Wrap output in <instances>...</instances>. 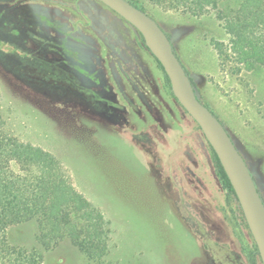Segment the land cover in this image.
Segmentation results:
<instances>
[{
  "label": "rangeland",
  "instance_id": "rangeland-1",
  "mask_svg": "<svg viewBox=\"0 0 264 264\" xmlns=\"http://www.w3.org/2000/svg\"><path fill=\"white\" fill-rule=\"evenodd\" d=\"M140 1L264 200V69L237 62L219 18L244 0L200 15ZM0 94V132L57 157L111 223L105 264H261L200 126L137 29L99 0H0ZM28 170L9 166L15 175ZM39 233L35 219L11 227L8 240L42 252L44 264H92L71 241L45 247Z\"/></svg>",
  "mask_w": 264,
  "mask_h": 264
},
{
  "label": "trees",
  "instance_id": "trees-1",
  "mask_svg": "<svg viewBox=\"0 0 264 264\" xmlns=\"http://www.w3.org/2000/svg\"><path fill=\"white\" fill-rule=\"evenodd\" d=\"M149 1L155 7L166 11L182 9L196 15L204 14L209 9L219 11L221 2V0ZM129 2L147 12L145 4L140 0ZM219 18L230 37L229 50L235 55L237 62L250 72L264 69V0H244L232 13L220 10ZM140 36L145 43L144 37L141 34ZM221 48L220 45L217 49L223 51ZM156 61L172 89L163 66L157 59ZM192 83L199 97L196 85L193 81ZM173 97L176 99L174 93ZM208 108L210 109L209 106ZM1 113L0 110V115ZM211 149L221 183L229 196L239 203L219 157L212 147ZM12 161H17L21 166L28 168V174L21 176L11 173L9 166ZM62 174L61 163L52 153L32 144L22 143L15 138L6 137L0 132V264H44L42 252H29L24 247L11 245L8 240V231L11 227L35 219L39 220L38 239L43 246L51 247L69 240L86 254L92 264H105L103 259L107 257L110 249L111 223L101 209L79 193ZM252 254L253 260L258 258L263 264L257 245Z\"/></svg>",
  "mask_w": 264,
  "mask_h": 264
},
{
  "label": "water",
  "instance_id": "water-1",
  "mask_svg": "<svg viewBox=\"0 0 264 264\" xmlns=\"http://www.w3.org/2000/svg\"><path fill=\"white\" fill-rule=\"evenodd\" d=\"M99 1L140 32L147 48L163 66L176 99L200 126L219 157L236 192L264 264V200L246 160L230 134L197 96L191 78L175 53L172 41L152 17L128 0Z\"/></svg>",
  "mask_w": 264,
  "mask_h": 264
},
{
  "label": "flooded vegetation",
  "instance_id": "flooded-vegetation-1",
  "mask_svg": "<svg viewBox=\"0 0 264 264\" xmlns=\"http://www.w3.org/2000/svg\"><path fill=\"white\" fill-rule=\"evenodd\" d=\"M127 22V21H126ZM130 24V23H129ZM136 29V28H135ZM138 31V30H137ZM139 32V31H138ZM139 34H140V32H139ZM168 36V35H167ZM146 44V43H145ZM175 50V49H174Z\"/></svg>",
  "mask_w": 264,
  "mask_h": 264
}]
</instances>
